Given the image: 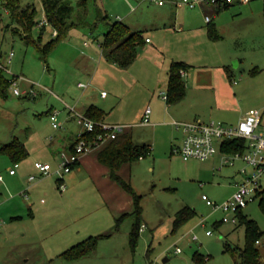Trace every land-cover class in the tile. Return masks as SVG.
Listing matches in <instances>:
<instances>
[{"label": "rangeland", "instance_id": "rangeland-1", "mask_svg": "<svg viewBox=\"0 0 264 264\" xmlns=\"http://www.w3.org/2000/svg\"><path fill=\"white\" fill-rule=\"evenodd\" d=\"M86 1L87 26L72 29L45 58L34 45L50 40L52 30L45 25L39 37V27L34 26L26 41L7 13H0V61L9 76L19 78V91L32 84L35 93L23 99L7 89L6 97L0 99V147L17 138L27 152L17 163V184L7 191L0 188V264H162L163 258H168L169 264H240L238 256L232 257L225 249H243V227L228 222L214 228L213 223L229 220L232 214L214 211L201 197L215 205L227 201L242 180L244 165L235 161L220 167L217 151L206 161H183L173 151L179 147L181 133L171 123L215 121L234 126L247 111L256 109L262 116L258 131L264 132L261 5L254 2L249 7L221 10L207 24L204 13L208 7L190 10L175 7L169 0H161L162 7L158 0ZM19 4L35 9L34 22L44 20L38 0H19ZM101 15L107 17V23L120 22L150 41L137 47L128 68L118 69L104 58L99 62L102 54L96 44L105 31L104 24L97 22ZM179 26L183 31L177 33ZM210 26L214 32L209 31ZM83 42L87 46H82ZM9 52L13 58L6 65L4 58ZM172 61L190 68L181 77L184 97L167 107L159 95L166 93V72ZM78 83L89 86L79 89ZM101 92L106 94L104 99L99 97ZM86 96L104 111L105 124L132 125L120 134L126 133L133 144L150 149L149 156L123 164L117 173L139 197L143 228L133 246L129 243L132 215L114 229L122 213H132V197L109 179L107 168L91 161L87 169L83 165L70 169L62 176L64 189L58 188L54 172L61 145L51 149L48 143L80 130L75 122L65 124L64 118L66 113L72 117L68 109L77 113ZM146 107L151 110L150 124L133 125ZM49 108L58 112L56 120L62 128L51 127L46 115ZM35 162H48L50 174L39 176L32 167ZM10 163L0 152L3 181ZM29 176L36 178L27 183ZM109 180L117 187L108 188ZM24 190L28 191L27 200L22 198ZM185 206L195 215L171 233L175 213ZM241 213L264 232V213L258 200L249 202ZM104 235L108 237L99 238L87 258L73 262L60 258L62 252L88 237ZM255 247L264 262V234ZM175 248L181 252L174 254ZM195 253L203 260L194 261Z\"/></svg>", "mask_w": 264, "mask_h": 264}, {"label": "trees", "instance_id": "trees-1", "mask_svg": "<svg viewBox=\"0 0 264 264\" xmlns=\"http://www.w3.org/2000/svg\"><path fill=\"white\" fill-rule=\"evenodd\" d=\"M41 5L43 21L52 32H55L54 36H51L50 40L42 45H34L38 55L41 58H45L52 48L58 43L65 40L70 31L76 28H82L87 26V1L86 0H38ZM1 6L9 16L11 23L17 24L21 29L24 40L28 41L30 38V32L34 26L39 27V37L45 30V25L39 26V23L34 22L35 9L31 6L21 7L19 0H0ZM228 6H223L221 9L216 10L218 13L220 10L227 9ZM100 15V14H99ZM97 22H101L105 26V31L102 34V41L100 42V50L103 58L114 64L120 69L129 67L136 58L137 47L144 43L141 34L138 32L130 31L127 26L120 22L107 23L106 16L97 17ZM209 24V23H207ZM209 31L214 29L210 26ZM190 67L182 62H171L167 71L166 80V104L174 103L181 100L185 94V85L182 78L179 75L180 71L185 73ZM10 79L6 76V73L0 69V99L6 97V91L9 87ZM87 118L95 121L102 122L103 112L94 106H90L83 114ZM98 131H95L91 135H83L86 139L93 138ZM121 135V134H120ZM118 135L114 140L106 142L102 148L98 150L95 155L96 161L108 169V177L118 187L122 188L125 192L129 193L132 197L133 210L131 214H121L115 220L114 229L117 230L120 221L129 215H132L134 222L131 226V232L129 234V243L133 246L139 228L141 226V209L138 204V196L134 194L128 184H126L119 176L118 171L123 164H131L132 162L142 159L150 155V149L144 145H135L131 141L128 134ZM77 142L76 137L70 142L67 149H70ZM241 143L237 141L224 142L219 151L223 154H231L240 149ZM0 152L8 156L11 164H17L26 158L27 152L24 146L15 138L0 147ZM78 162L71 166V169L77 166ZM59 183V180L57 179ZM258 205L262 213H264V199L258 201ZM195 213L192 209L185 206L177 211L172 221L171 233L180 227L182 224L191 219ZM236 225L242 226L244 229V247L242 250L236 251L231 247L226 246V251L233 257L238 256L240 264H264L261 261L259 251L256 249V245L259 238L264 234L257 224L247 218L241 213V210L237 212ZM221 222L213 223V227L216 228ZM101 237H88L86 240L71 246L66 251L60 254V258L65 262H73L84 257L91 255L96 248L97 241ZM194 261L200 262L202 257L198 254L193 255Z\"/></svg>", "mask_w": 264, "mask_h": 264}, {"label": "built area", "instance_id": "built-area-1", "mask_svg": "<svg viewBox=\"0 0 264 264\" xmlns=\"http://www.w3.org/2000/svg\"><path fill=\"white\" fill-rule=\"evenodd\" d=\"M251 1H258L262 8V13H264V0H174L171 1L175 7H186L187 9H194L196 7H212L216 6H229L233 4H247ZM162 1L158 0L157 5H162ZM6 11L0 4V13ZM204 20L209 23L211 16L205 15ZM45 25L42 21L39 26ZM55 32H52V36ZM147 42V40H146ZM13 56L12 52L7 55L8 59ZM0 69L3 70L10 79L8 89H11V93L14 96H29L34 97L35 93L32 89L26 91H19L17 88V81L19 78L9 76L5 67L0 62ZM186 73L180 71V77L184 76ZM235 84V82H232ZM83 86V85H79ZM47 92H49L47 90ZM101 96H105L104 92L100 93ZM162 100L166 99L164 93L159 95ZM74 118L75 123L79 126L80 130L76 134L77 142L70 148L61 151L58 154V166L54 174L59 180L58 188L60 190L64 189L62 176L68 173L71 166L79 161V158L91 151L98 149L106 142L114 140L118 135H120L122 129L121 125H108L103 122H95L83 114L74 113L72 109H68ZM150 109L145 108L141 122L146 124L148 121ZM56 112H52L49 115V120L52 128H59L56 120ZM173 127L176 131L181 133L182 139L178 148L173 149L174 152L179 154L183 161L189 159H195L199 161H206L211 158L216 151L221 156L220 167L225 165H232L235 161H239L244 165V168L240 170L241 175H243L240 183L236 184L234 192L232 195L222 203L221 205L212 204L204 196L201 200L205 202L206 206L211 207L214 211L219 210L223 213L230 212L232 217L228 220L223 218L221 223H231L236 225L237 223V212L244 208L249 202L253 200L264 199V132H259L258 129L262 127V116L260 112L256 109L249 110L245 113L244 117L234 126L224 125L221 122L209 121L201 122L195 121L191 123H176L173 122ZM95 131L98 133L91 139H86L83 135H91ZM228 141H237L241 143L240 149L231 154H223L219 151V147ZM217 146V149L215 148ZM17 164H12L7 170L9 176L15 175V170L17 169ZM33 169L38 173L39 176H48L50 173V167L46 163L35 162L33 164ZM36 177L29 176L27 178V183H31ZM0 183H2V176H0ZM22 198L27 200L28 196L26 191H23ZM1 224V221H0ZM143 226H140L142 228ZM206 232V235H209ZM192 241L196 238L192 237ZM258 243V242H256ZM181 251L175 248L174 254H179ZM157 264V263H154ZM168 264V262L164 263Z\"/></svg>", "mask_w": 264, "mask_h": 264}, {"label": "crops", "instance_id": "crops-1", "mask_svg": "<svg viewBox=\"0 0 264 264\" xmlns=\"http://www.w3.org/2000/svg\"><path fill=\"white\" fill-rule=\"evenodd\" d=\"M174 1V0H173ZM169 2H171L170 0H169ZM254 2H258V1H251V2H249V3H247V4H233V5H229L228 6V8H232V7H238V8H242V7H249L252 3H254ZM172 3V2H171ZM259 3V2H258ZM173 4V3H172ZM260 4V3H259ZM159 6V5H158ZM163 6V4L162 5H160V7H162ZM173 6H174V4H173ZM201 9H208L207 10V12H205L204 13V16L205 15H209V16H211V20H210V22L212 21V17H213V15L214 14H218V13H216L215 11L216 10H218V9H221L222 7L221 6H216L214 9L212 8V7H208V8H206V7H200ZM227 8V9H228ZM191 10V9H190ZM193 10V9H192ZM224 10H226V9H224ZM262 10V9H261ZM262 15H264V13H262ZM209 22V23H210ZM174 28V27H173ZM177 29V33L178 32H182L183 31V29H182V27L181 26H179V27H176ZM74 31V30H73ZM146 40H147V38H145V39H143V41H144V43L146 44V45H148V44H150V41H148L147 40V42H146ZM100 43H97L96 44V47L97 48H99L100 49ZM82 46H87V44H86V42H83V44H82ZM101 51V50H100ZM92 53V52H91ZM102 53L100 52V55H101ZM12 58H13V56L11 57V59H8L7 58V56H5V58H4V64H9L10 62H11V60H12ZM102 58H103V56L101 55L100 56V58H98L99 59V62H101L100 60H102ZM84 61H85V59H84ZM1 62V61H0ZM86 62V61H85ZM104 62H107V64H111L112 66H115L114 64H112V63H110V62H108V61H106L105 59H104ZM172 62H174V61H172ZM1 64L3 65V62H1ZM98 64H100V63H98ZM4 67H5V65H4ZM115 67H117V66H115ZM118 68V67H117ZM128 68V67H127ZM169 68V67H168ZM99 69V66L96 68V71ZM118 69H120V68H118ZM127 70V69H126ZM168 71V70H167ZM189 71V69L187 70V72ZM186 72V73H187ZM166 75H167V72H166ZM7 76V75H6ZM166 80H167V76H166ZM79 85H83V86H79ZM77 88H79V89H86L88 86H89V84H80V83H78L77 85ZM29 89H32V84H30L27 88H25L23 91H26V90H29ZM44 90V89H43ZM48 90V89H47ZM46 90V91H47ZM46 91H44L45 93H46ZM49 91V93H51V91L50 90H48ZM21 98H23V99H26L27 97L24 95V96H20ZM87 98H86V100H84V102L81 104V108L78 110V111H76L77 113H79V114H84L85 113V111H86V109L88 108V107H90V106H94V107H96V108H99V107H97L96 105H94L93 104V102H92V100H91V98L89 97V96H86ZM99 97L101 98V99H104L105 97H106V94H105V96H101V95H99ZM30 98V97H29ZM94 101V100H93ZM165 101V100H164ZM62 105V104H61ZM63 106H64V103H63V105H62V108H63ZM166 106L167 107H169L170 106V104H166ZM71 107H74L73 105L71 106ZM64 108H65V106H64ZM63 108V109H64ZM102 112H103V116H102V122L104 123V117H105V114H104V111L101 109V108H99ZM150 109V108H149ZM144 110L145 109H143V111H142V113H141V115H140V117H139V121H138V123H136V124H133V125H138V126H147V125H149L150 124V116H151V110H150V113H149V117H148V121H147V123L146 124H143L142 122H141V120H142V117H143V113H144ZM52 112H55V110H53L52 111V109L51 108H49L48 110H47V112H46V115H50ZM56 113H57V115H56V117L58 116V112L56 111ZM66 113V112H65ZM50 121V120H49ZM64 122H65V124H70V123H72V122H75L74 121V118L73 117H70V116H68V114L66 113V115H65V118H64ZM192 122H195V121H192ZM173 123V122H172ZM171 123V125L173 126V124ZM179 123V122H178ZM185 123V122H184ZM188 123V122H187ZM189 123H191V122H189ZM76 124V123H75ZM117 125V124H116ZM58 126H59V128H57V129H60V127L62 128V124L61 123H59L58 124ZM76 126H78L77 124H76ZM122 126V125H121ZM132 126V125H131ZM131 126H125V125H123V127H126V128H130ZM52 127V126H51ZM78 129H79V127H78ZM129 130V129H128ZM176 131V130H175ZM79 132V131H78ZM78 132H75L74 134L72 133V132H69V135L68 136H66L65 137V135H64V137L63 138H57L56 139V141L55 142H53V141H50L49 143H48V145H49V148H51V149H56L55 147H57V146H59V145H61L60 146V148H61V151H63V150H66L67 148H68V146H69V144H70V142H72L73 140H74V138L76 137V134L78 133ZM127 132V131H126ZM178 132V131H177ZM73 134V135H72ZM126 134V133H125ZM17 141H19L17 138H15ZM181 139H182V136H180V142H181ZM22 145H23V142H21V141H19ZM61 143V144H60ZM64 143H66V144H64ZM64 144V145H63ZM180 145V144H179ZM24 146V145H23ZM104 146V144L101 146V147H99L97 150H95L94 152H90V153H87V154H85V155H83V156H81L80 158H79V161H78V164H77V166L75 167V168H79L81 165H83L86 169H87V167H89V165L91 164V161H92V163H97V161H96V158H95V155H96V153L98 152V150L100 149V148H102ZM174 147V146H173ZM60 148H58V149H60ZM176 148H178V147H175V148H173V149H176ZM45 163H48V162H45ZM11 164V163H10ZM10 164H8L7 165V168H6V170H8L9 168H10ZM23 164V163H22ZM27 166H29L28 165V163H25ZM94 166H96V164H94ZM33 167V166H32ZM18 168V167H17ZM99 168V167H98ZM74 169V168H73ZM95 169H97V167H95ZM5 170V172H4V181H3V178H2V183H4V184H1L0 185V188H3L4 189V191H7V190H9V189H11V187L13 186V185H16L17 184V182H18V178H17V172L15 173V175H13V176H9L8 174H7V171ZM22 171H23V165H22ZM104 174V176L106 177L107 176V172L106 171H104L103 172ZM114 185H113V183L109 180V183H108V188H112ZM115 187V186H114ZM117 187V186H116ZM115 187V188H116ZM116 191V190H115ZM28 191H26V193H27ZM121 211V210H120ZM122 214H128V213H122ZM142 226V225H141ZM143 228V227H142ZM142 228H139V231H141L142 230ZM88 257V256H87ZM87 257H84V258H87ZM84 258H82V259H84ZM163 259H165L166 260V262H168V264H169V259L168 258H163ZM79 260H81V259H79ZM262 260H264V258H262ZM77 261V260H76Z\"/></svg>", "mask_w": 264, "mask_h": 264}, {"label": "water", "instance_id": "water-1", "mask_svg": "<svg viewBox=\"0 0 264 264\" xmlns=\"http://www.w3.org/2000/svg\"><path fill=\"white\" fill-rule=\"evenodd\" d=\"M161 262H162V264H164V263H166V260H165V259H163Z\"/></svg>", "mask_w": 264, "mask_h": 264}]
</instances>
